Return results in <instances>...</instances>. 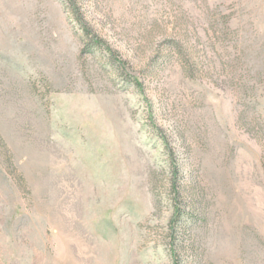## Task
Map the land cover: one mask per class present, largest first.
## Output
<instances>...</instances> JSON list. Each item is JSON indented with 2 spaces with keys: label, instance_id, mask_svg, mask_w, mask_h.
I'll use <instances>...</instances> for the list:
<instances>
[{
  "label": "rangeland",
  "instance_id": "obj_1",
  "mask_svg": "<svg viewBox=\"0 0 264 264\" xmlns=\"http://www.w3.org/2000/svg\"><path fill=\"white\" fill-rule=\"evenodd\" d=\"M0 264H264V0H0Z\"/></svg>",
  "mask_w": 264,
  "mask_h": 264
},
{
  "label": "trees",
  "instance_id": "obj_2",
  "mask_svg": "<svg viewBox=\"0 0 264 264\" xmlns=\"http://www.w3.org/2000/svg\"><path fill=\"white\" fill-rule=\"evenodd\" d=\"M96 43V41H94ZM175 166V165H174ZM177 177H178V170L176 167H174V172L172 173V191L175 193V196L179 194V189L177 185ZM176 198V197H175ZM181 216V210L180 208L175 204L174 213L171 219V224L175 223L177 220H179ZM171 233L174 234V227L171 225ZM173 236V235H172ZM174 238V237H173ZM174 240V239H173Z\"/></svg>",
  "mask_w": 264,
  "mask_h": 264
}]
</instances>
